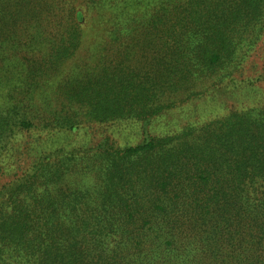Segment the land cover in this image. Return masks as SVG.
Returning <instances> with one entry per match:
<instances>
[{"label":"trees","instance_id":"obj_1","mask_svg":"<svg viewBox=\"0 0 264 264\" xmlns=\"http://www.w3.org/2000/svg\"><path fill=\"white\" fill-rule=\"evenodd\" d=\"M10 1L18 4L6 6ZM69 1L0 0V53H57L52 61L18 54L19 67L0 72V95L6 97L0 132L13 136L34 129L47 135L32 145L29 164L4 188L12 199L8 216L0 217V264H264V109L257 116L254 108L232 112L233 119L202 126L153 127L177 101L202 96L193 91L198 81L218 69L232 71L231 61L243 60L216 41L220 25L233 19L217 12L216 3L206 9L202 0H90V26L109 35L90 45L84 10L79 17ZM256 1L262 17L252 18L264 29V0ZM148 4L162 6L176 24L169 34L143 29L136 45L149 39L154 57L181 59L160 62L164 74L154 82L120 59L136 52L129 50V23L135 20L130 13ZM156 25L162 23L144 27ZM201 26H211L216 48L197 57L181 47L171 53L184 30L198 32ZM12 32L22 39L12 41ZM60 53H109V60L93 77L77 74L64 84L72 93L60 101L58 121L54 108L41 103ZM92 107L96 115L89 113ZM83 110L88 122L124 120L119 131L127 132L109 126L116 137L67 150L60 140L76 129L73 120ZM62 203L73 211L60 212Z\"/></svg>","mask_w":264,"mask_h":264},{"label":"rangeland","instance_id":"obj_2","mask_svg":"<svg viewBox=\"0 0 264 264\" xmlns=\"http://www.w3.org/2000/svg\"><path fill=\"white\" fill-rule=\"evenodd\" d=\"M202 1L205 2L203 5L206 9L216 3L218 8L217 12H225L223 13V17L233 19L232 23L220 25L221 33L216 41L220 45L227 44L228 53H232V56H234L235 53V57L238 58L243 56V60L239 64L238 59L231 61L233 66H230V70L232 71H228L225 68L218 69L217 73L198 81L193 91L198 92L197 90H199L198 93H201L202 96L195 99L191 97L190 99L180 101L179 105L177 101L172 111L167 110L163 115L156 118V123L153 126L154 128L174 130L179 129L181 125L186 126L187 123L202 126L210 122L219 123L229 117L233 119L232 114L234 112L254 108L252 115L257 116L260 110L264 109V80L257 81L264 71V29H261L258 24L261 19L260 17H262L259 16L261 14V6L256 0L252 5L244 4L242 0ZM89 2L91 1L74 0L72 2L70 0L68 4L70 5L69 9L74 10V13L76 12L79 17L82 15L81 11L84 10L85 19L83 24L89 27V29H87L88 35L84 40H89L87 43L92 45L95 42V37H97L98 40H107L109 35L103 30L98 34L99 31H95V28L90 26L89 23L93 21L91 22V20H88L86 17V7ZM9 3L10 4H6V6L18 4L14 1H10ZM64 3L60 5L59 9V11H63V13L65 11L64 7L67 5L66 3L64 6ZM253 15L255 18L260 19H254V21L252 18ZM130 16L135 18V20L129 23V28L133 29L128 39L129 50L136 52L126 53V55L130 56L128 60L125 57L120 59L125 61L126 66L128 63H133L141 79L149 78L154 82L156 77L164 74L162 68L158 66L160 62L167 61L173 64H179L181 59H159L154 57L151 53H154L155 47L154 44L150 42L151 40L149 41V39H146L142 44L136 45V38L142 34L144 39L145 35L142 31L143 29L149 31L150 35L153 34L154 28L159 29V35H162L164 31L169 34L171 27L176 23L169 20L162 6L152 9L151 4L146 5L142 10L131 12ZM57 17L55 16L54 20L58 19ZM138 18H142L143 20L140 22L137 20ZM11 21L15 22L16 20L12 19ZM152 21H159L162 25L144 27L147 23H151ZM136 22H138V26H136ZM133 25L134 27H132ZM210 27L211 26H201L198 32L189 31V29L184 30L178 40L172 42L173 46L171 53H175L174 48L179 51V47H181L185 49V53L197 57L200 53H205L206 48H216L211 45V37H214V34ZM11 36L13 38L12 41L22 39V35L18 34V32H12ZM11 50L14 51V49ZM18 54L21 56L26 55V57H33L36 60H41L44 57H51L52 61V56L57 53H0V72L3 75L7 73L5 71L11 72L16 67H19ZM178 54L185 55L182 52ZM59 56L60 59L57 62L58 65L54 71V75L49 79L48 86H46L48 93L46 94L45 100L41 103L42 105L45 104L54 108V114L52 116L58 119V121L63 112L59 113V110L63 109V105L60 101L64 100L65 97L67 98V96L72 93L69 85H66L64 88V84L69 83L77 74L86 80L88 77H93L98 70L105 69V63L109 60V53H72L69 55L68 53H60ZM82 71L84 72L83 75L80 74ZM105 73L107 72L104 71L103 75H105ZM251 81H253V84L250 83ZM60 88L63 90L62 93ZM237 88L241 90L240 95L237 94ZM54 92L56 93V102L52 101V99H54ZM198 93L196 95H198ZM237 98L240 99L237 100ZM5 99L6 97L4 95H0V103H4ZM69 104H71V106L73 105V103H66V105ZM83 113L84 110L77 113L76 119L73 120L76 122V129L74 128V130L66 132L67 136L63 135L60 140V145H63L67 150H72V148L79 149L81 146L85 147V149L89 146H95L98 140L103 136H109L111 138L113 136L116 137L117 134L112 136L108 129L109 126L117 127L118 132H123V134L127 132V129L119 131V128H122V126L126 124L124 120H117L114 121V123L88 122L85 121ZM89 113L91 115H96V108L92 107ZM137 125H139V123ZM1 127L2 124L0 122V131ZM208 128L210 129V127ZM59 136L60 134L58 138ZM46 137V134L44 135L43 132L34 129L31 131H17L13 136L9 133L0 132V217H4L5 219V217L8 216L10 206L7 205V199H12L11 195L4 192V188H10L9 183L12 178H14V173H16L20 167L24 168L29 164V157H33L35 154V149L31 150L32 145L36 141L39 143L41 138L43 139ZM120 138L123 137L120 136ZM58 140L59 139H57V141ZM131 143H135V140H132ZM61 206L66 207L60 209V212H64V214L73 211V208H69L63 203ZM88 214L92 215L90 212H88ZM91 228L93 227L91 226ZM239 229L241 230V228ZM91 231H93V229H91ZM245 234L251 237L248 231ZM261 237L264 238V234H262ZM261 245L264 247V242H261Z\"/></svg>","mask_w":264,"mask_h":264}]
</instances>
